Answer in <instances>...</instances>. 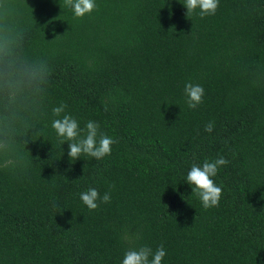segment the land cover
<instances>
[{
  "label": "trees",
  "instance_id": "1",
  "mask_svg": "<svg viewBox=\"0 0 264 264\" xmlns=\"http://www.w3.org/2000/svg\"><path fill=\"white\" fill-rule=\"evenodd\" d=\"M95 3L77 18L65 0H0V264H122L160 245L162 264H264V0L204 17L185 0ZM187 82L204 88L194 110ZM61 104L117 141L110 155L69 159ZM220 156L205 209L187 173ZM89 188L111 201L89 210Z\"/></svg>",
  "mask_w": 264,
  "mask_h": 264
},
{
  "label": "clouds",
  "instance_id": "2",
  "mask_svg": "<svg viewBox=\"0 0 264 264\" xmlns=\"http://www.w3.org/2000/svg\"><path fill=\"white\" fill-rule=\"evenodd\" d=\"M65 5L70 7L77 18L90 14L96 7L95 0H65ZM186 15H190L199 9L201 17L214 15L219 6V0H185ZM186 103L189 109H196L203 103L204 88L199 84L187 82L184 85ZM67 105L61 104L52 109L53 115L58 117L52 121V128L62 138V144L68 142V157L70 160H77L82 155L94 157L97 160L111 154V146L117 143L99 131L100 125L95 121H88L84 129H81L78 121L70 114L65 113ZM105 104V111H107ZM64 113L63 115H61ZM214 129V122L210 121L205 125V131L211 133ZM83 133V134H82ZM229 161L220 156L213 161H205L202 166L193 163L187 173L186 183L192 186L194 193L201 201L205 209L219 206L222 196V187L217 186L213 177L218 173L221 166H226ZM80 199L89 210H95L100 203L111 201L110 192L100 195L96 188H89L80 193ZM166 256V250L160 245L155 251L151 247L142 246L130 248L124 254L122 264H162Z\"/></svg>",
  "mask_w": 264,
  "mask_h": 264
}]
</instances>
